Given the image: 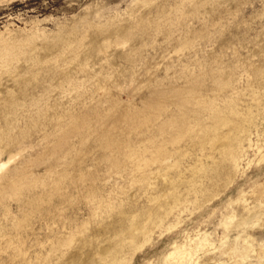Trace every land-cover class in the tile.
Masks as SVG:
<instances>
[{
	"label": "rangeland",
	"instance_id": "rangeland-1",
	"mask_svg": "<svg viewBox=\"0 0 264 264\" xmlns=\"http://www.w3.org/2000/svg\"><path fill=\"white\" fill-rule=\"evenodd\" d=\"M0 264H264V0H0Z\"/></svg>",
	"mask_w": 264,
	"mask_h": 264
}]
</instances>
